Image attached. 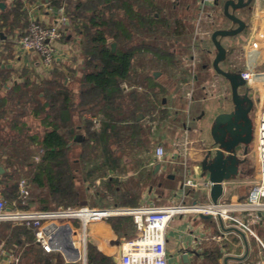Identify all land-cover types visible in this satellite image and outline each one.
<instances>
[{
  "label": "trees",
  "instance_id": "obj_1",
  "mask_svg": "<svg viewBox=\"0 0 264 264\" xmlns=\"http://www.w3.org/2000/svg\"><path fill=\"white\" fill-rule=\"evenodd\" d=\"M49 1L57 8L65 6L68 22L63 28L71 32L74 40L79 39L82 67L67 69L69 71L58 67L59 71H54L55 67L50 78L37 83L13 84L7 94L0 96V167L4 169L0 172V197L10 203L21 202L22 207L29 208L26 193L21 195L18 192L21 176L18 169L29 165L33 166L32 174L28 175L30 181L47 190L46 196L37 195L41 201L40 209L51 204H78L83 196L77 185L79 179L88 183L86 190L97 188L94 195H98L101 201L135 205L138 190L126 189L122 179L110 172H126L128 163L118 154L126 145L130 147L129 157L150 151L148 145L143 144L144 122H148L150 134L154 135L153 127L165 116L163 109H160L159 119L154 118V112L147 113L151 108L157 110L161 104L157 92L152 91L156 86L152 71L162 69L158 60L174 62V56L159 46L158 40L153 44L142 42L131 48L122 46L136 36L134 31L142 36L177 38L185 31V26L180 20L161 17L157 0ZM29 24L22 0H14L11 8L0 14V31L4 34L10 32L15 39L27 31ZM66 38L65 34L63 39ZM113 42L118 45L116 51H112ZM141 52L151 54V59L136 61L142 58L138 56ZM77 71L81 72V80L75 94L64 84V78L68 72ZM6 79V73L0 71V87ZM12 105L23 109L32 105L31 113L36 117L45 113L40 118L45 127L42 137L29 136V145L36 143L42 149L37 162L31 163L32 151L27 146L13 147L21 134V127L17 118L12 117L13 108L8 109ZM75 112L80 129L79 124H73ZM6 122L10 123L7 125ZM62 124L67 128V135ZM77 130L84 131L83 136L76 135ZM11 131L17 135H11ZM75 144L81 146V150L72 156L70 152ZM147 159L149 161L150 157ZM151 172L142 170L133 180L134 186L140 189ZM5 228L7 232L0 234V240L5 237V246H13L20 259L27 258L29 264H75L66 262L57 251L44 250L35 240L34 227L7 223ZM259 229L264 232V225ZM211 252H216L215 258L222 254L219 247ZM87 262L115 264L92 247L88 248Z\"/></svg>",
  "mask_w": 264,
  "mask_h": 264
},
{
  "label": "crops",
  "instance_id": "obj_2",
  "mask_svg": "<svg viewBox=\"0 0 264 264\" xmlns=\"http://www.w3.org/2000/svg\"><path fill=\"white\" fill-rule=\"evenodd\" d=\"M22 1L23 10L26 11L29 20L35 17L46 24H55V21H58L57 7L49 0ZM226 1L157 0L160 6L159 15L170 20H180L185 26V31L177 38L148 35L136 41L134 37L122 46L131 48L142 42L153 44L158 40L156 43L159 46L173 53L174 62L158 60L162 69L152 71L156 82L152 91L157 92L161 99L157 112L160 113V109H163L165 116L153 127L155 140L149 148L150 151L145 153L143 159L126 157L125 162L128 163L126 172H123V176H118L122 179L123 185H126V189L133 192L138 190V203L112 205H164L177 201L194 203L210 198V190L204 188L185 190L182 184L188 177L202 182L208 181V178L202 176L200 160L204 156L205 148L212 141L211 132L217 115L233 109L231 96L228 97L226 92L227 87L230 90L229 82L213 68L216 48L211 39V34L216 29L238 27L237 23L224 14ZM13 2L14 0H0L4 5L0 6V14L9 10ZM244 2L243 7L236 9L230 7V11L244 21L245 26L236 35L220 38L227 50V57L220 62V66L225 70L241 73L248 70L253 72L240 90L244 92L248 89L256 99V107H259L264 103V0ZM0 34L3 35H0V71H4L7 77L0 87V96L7 94L13 84L26 81L37 83L50 78L52 70L57 65L63 71L82 67L83 58L79 56L80 49L77 44L79 39L74 41L69 30H66L67 38L59 44L57 61L51 71H45L38 53L24 50L10 32L4 34L0 31ZM12 38L14 42L11 41ZM139 55L151 59V54L141 52ZM68 73L64 83L77 94L81 77L75 79L77 72ZM76 82L78 87L75 85ZM77 127L80 129V124ZM185 140L189 142L190 154L183 158L182 155L175 153V146ZM159 145L165 151L161 159H158L155 153ZM249 153L250 150L241 156L245 161L240 165L236 176L224 182L225 191L221 198L247 196L251 187L247 185L251 181L248 178L254 180L258 168L257 156L252 149L255 157V166L251 171L253 175L244 171L243 165L246 164ZM157 163H160L161 167L154 172ZM144 169L151 170V176L140 189H137L133 180ZM246 187L248 190H245ZM143 224V218L139 215H116L92 221L89 224L88 248L92 247L94 251L108 257L115 264H123L121 260L123 240L140 234ZM255 228L258 234L260 232L259 235L264 237V232L259 229L261 225H256ZM64 231L66 232V229ZM240 231L214 217L203 218L192 213L177 215L166 228L168 264H241L246 260L258 259L260 254L257 240L241 231L245 234V241ZM64 235L61 234L59 240L61 239L66 246ZM215 247H219L222 253L218 258H215L216 252H211ZM65 252L70 259L75 258L72 257V250L69 247H65Z\"/></svg>",
  "mask_w": 264,
  "mask_h": 264
},
{
  "label": "built area",
  "instance_id": "obj_3",
  "mask_svg": "<svg viewBox=\"0 0 264 264\" xmlns=\"http://www.w3.org/2000/svg\"><path fill=\"white\" fill-rule=\"evenodd\" d=\"M58 23L46 24L31 17L27 31L16 38V42L24 50L38 53L45 71H51L57 61L59 44L66 30L63 24L68 22L65 6L57 8ZM253 72H242V77L249 80ZM252 149L257 156V176L253 180L246 197L230 199L220 198L214 203L211 198L205 201L188 203L172 202L164 205L136 206H80L57 207L52 209L24 208L20 203H7L0 197V224L13 222L35 228V240L48 252L57 251L66 262H82L87 264L89 224L116 215H139L143 218V228L136 237L123 240L121 260L123 264H168L166 247V228L177 215L192 213L196 216L212 214L230 226L252 235L258 242L259 257L256 260H246L241 264H264V237H261L255 226L264 225V103L257 107L253 116ZM178 155L186 158L190 154L187 140L175 146ZM158 159L165 155L162 146L155 150ZM111 175L123 176L117 170ZM183 189L204 188L210 190L211 182L200 181L188 177L182 184ZM18 192L26 193V181L19 182ZM66 229V232L64 231ZM67 241V247L72 250V258L65 252L61 234ZM20 257L15 249L5 247V241H0V264H19Z\"/></svg>",
  "mask_w": 264,
  "mask_h": 264
},
{
  "label": "water",
  "instance_id": "obj_4",
  "mask_svg": "<svg viewBox=\"0 0 264 264\" xmlns=\"http://www.w3.org/2000/svg\"><path fill=\"white\" fill-rule=\"evenodd\" d=\"M244 5V0H227L224 3V14L237 23L238 27L219 28L211 34L212 42L216 48L213 68L229 82L233 103L231 111L217 115L211 132L212 141L205 148L204 156L199 163L202 176L208 178L211 182L209 193L214 203H217L224 194V182L234 178L239 172L240 165L245 161L241 156L248 153L253 141V121L250 112L252 107L256 105V99L248 89L241 92L240 88L246 85V80L242 77L241 72L225 70L220 66V62L227 57V50L220 38L236 35L245 26V22L232 13L230 7L236 9ZM0 6L3 7V3H0ZM57 23L56 20L55 24ZM111 47L112 51H116V42H113ZM138 116L141 117L142 115L139 114ZM160 167L161 164L157 163L154 172H157ZM3 170V167H0V172ZM199 216L203 218L213 217L212 214L202 213ZM240 233L246 241L245 234L241 231ZM186 257L187 254L184 255V258Z\"/></svg>",
  "mask_w": 264,
  "mask_h": 264
},
{
  "label": "rangeland",
  "instance_id": "obj_5",
  "mask_svg": "<svg viewBox=\"0 0 264 264\" xmlns=\"http://www.w3.org/2000/svg\"><path fill=\"white\" fill-rule=\"evenodd\" d=\"M134 34H136V36H135V40L136 41L141 40V38L144 37L142 35H137L138 33H136L135 31H134ZM73 40H74V38H73ZM74 41H76V39ZM79 48L80 47L78 46V49ZM78 53H79V56L81 57L80 50H79ZM73 56H75V54ZM141 59H144L147 62L149 61V59H147V58H138V60H136V61H141ZM148 64L150 65V63H148ZM153 65H155V64L153 63ZM56 67L58 68L60 66L57 65ZM57 68H55L54 71H57V70L59 71V68L58 69ZM78 69H80V68L77 67V70ZM77 73L78 74H77L75 79H79L80 78L81 72L77 71ZM52 74L50 76H52ZM73 77H75V76H73ZM75 85H76V87H78L77 82L75 83ZM226 92H227V96L230 97L231 96V91L228 89V87H227ZM32 105H30V106L28 105L25 109L21 108V106H16V105L8 106V109L13 108V112L12 113H13L14 116H12V117L13 118L14 117L17 118V120L19 122L18 124L21 127V131H20L21 134L18 136L19 138L17 137V139H18L17 143H13V144H15V145H13V147L19 149V148H22L23 146H27L32 151L31 163L32 162H37V161L40 160V156L42 154V149H41L40 145L36 144V143H31V145H29L30 144L29 136L35 135L37 138H40L43 135V131H45V128L42 125L41 120H40V118L45 113L41 112V114L36 117L35 115H33L31 113V106ZM256 109H257V107H256ZM256 109H255V112H256ZM152 112H154V114H155V117H154L155 119H159L160 118V113L157 112V110H155V109L153 110V108H151V109H149L147 111L148 114H152ZM255 112L253 113V116L255 115ZM154 114H153V116H154ZM6 123L8 125L10 122L9 123L6 122ZM79 123H80V120L78 119L77 114L75 112V117L73 119V124H79ZM144 124H145V130H144V133H143V138H144V143L143 144L148 145V147L150 148L152 142L155 139H154V135L150 134V131H149V127L150 126L148 125V122H144ZM61 126H62V130H63L64 134L67 135V132H66L67 128L65 127V124H62ZM7 130L10 131L9 129H7ZM83 134H84V131H82V130H77L76 131V135L83 136ZM11 135H17V133L15 131H11ZM114 147H116V145ZM143 148H145V147H143ZM80 150H81V146L75 144L73 146V148H72V151L70 152V155H72V156L73 155H78ZM129 150H130V147L128 145H126L124 148H122V150L118 151V154L121 155L123 158H126V157L131 155ZM249 150H250V153L248 154L246 164H244L243 167H244V171L249 172V173L252 174L251 171H253V166H255V157L252 154L251 146H250ZM132 157L134 159H137V158L143 159L145 157V153L141 151V153H137V154L133 155ZM32 171H33V166H29L28 165V166L20 167L18 169V172L21 173V176H19L20 177L19 182L24 179L26 181V183H27L26 196L28 197L27 198L28 207L29 208H38V209H40V208H42L41 205H40L41 201L39 200L37 195L46 196L47 190H46V188L38 187L35 183H32L30 181V179L28 178V175L30 176L32 174ZM119 172L123 173L121 171H119ZM249 179L251 181H253V178L250 177V178H248V180ZM251 181L247 185L250 186L251 185ZM77 185H78V188L80 189V191L83 193V196L81 197V200H80V202L78 204L71 205V206H80V205H84V204H89V205H93V206H108L110 204L112 205V203H109L106 200L105 201H101L100 199H98L97 198L98 195H94L95 191H97V188L86 190V186L88 185V183H83L82 180H80V179L77 181ZM246 188L247 189H245V190H248V187H246ZM4 200L7 203H10L9 201H7V199L4 198ZM61 206H63V205L51 204L46 209H52V208H57V207H61ZM64 207H68V206H64ZM7 223H12V225H15L13 222H8V221L1 223L0 224V234H4L5 232H7V229L5 228V225ZM259 234H260V232H259ZM1 238H3V237L1 236ZM4 239H5V237H4ZM4 239H2V240L5 241ZM5 247L12 248L13 246H5ZM21 264H29L27 258H25V257L21 258ZM77 264H82V262H78Z\"/></svg>",
  "mask_w": 264,
  "mask_h": 264
},
{
  "label": "flooded vegetation",
  "instance_id": "obj_6",
  "mask_svg": "<svg viewBox=\"0 0 264 264\" xmlns=\"http://www.w3.org/2000/svg\"><path fill=\"white\" fill-rule=\"evenodd\" d=\"M255 109H256V105H254L253 107H252V110H251V112H250V116H251V118H252V121H253V113L255 112ZM254 124V123H253Z\"/></svg>",
  "mask_w": 264,
  "mask_h": 264
}]
</instances>
